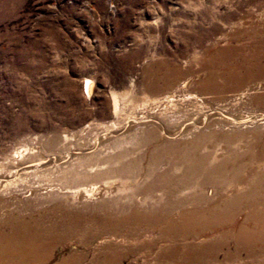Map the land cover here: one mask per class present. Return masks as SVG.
I'll use <instances>...</instances> for the list:
<instances>
[{"label":"rangeland","instance_id":"1","mask_svg":"<svg viewBox=\"0 0 264 264\" xmlns=\"http://www.w3.org/2000/svg\"><path fill=\"white\" fill-rule=\"evenodd\" d=\"M262 41L264 0H0V234L20 221L53 241L50 260L10 253L0 264L111 263L119 246L130 249L116 264H154L166 242L121 239L109 217L230 194L229 177L206 179V169L170 190L160 182L182 175L180 151L197 139L206 165L242 163L245 179L264 171ZM216 253L208 264H264L261 244L228 239Z\"/></svg>","mask_w":264,"mask_h":264},{"label":"bare ground","instance_id":"2","mask_svg":"<svg viewBox=\"0 0 264 264\" xmlns=\"http://www.w3.org/2000/svg\"><path fill=\"white\" fill-rule=\"evenodd\" d=\"M261 45L264 47V41L261 42ZM170 80L172 79L170 78ZM263 139H259L256 142ZM195 144H198V139L194 141V146H197ZM194 146L183 148L180 151V154L185 155L187 163L182 175L174 177L169 173H163L160 176V182L166 186L167 190H170L173 186L180 187L187 184L196 172L199 173L202 172L201 170L206 169V179L216 181L229 177V184L232 183L236 187L230 194L223 195L219 189L214 190V193L211 190L210 192L206 191V193L200 191L193 195H183L178 200L172 201L168 199L164 204L151 205V207H143V205L140 208L139 206L141 205L129 204L128 210L118 211L121 214L120 216L109 217L115 223L112 226V230L115 234L121 236V239L142 243L143 245H141L149 250L152 249L150 247H153L159 239L166 242V245L154 256V264H208L211 260H216L217 249L220 245L226 243L228 239L237 243H244L250 247L254 244L264 245V208L259 211L253 204L255 201L260 200L259 202L264 207V171L257 173L253 178H241L242 163L238 165L222 161L211 164L208 161L206 165L207 156L200 154L197 151L198 148ZM259 149L264 150V140L261 142ZM252 155L255 156L256 154ZM260 155V153H257L255 157L258 158ZM153 156L154 159H157L160 153L154 151ZM239 157L243 158L242 155H237V158ZM227 169H230V172H226L225 170ZM241 180L245 183L243 188L238 187ZM202 186L203 183L200 190ZM172 194L174 193L172 192L170 195ZM192 196H194L195 200L203 203L200 205L192 204L191 207H188L191 203L189 198H192ZM244 203L252 206V213L245 216L244 220L237 222L236 212ZM173 212H175L174 216L176 218L170 216ZM128 223H130L128 228L126 227L124 230V225ZM22 225L20 221L16 222L11 233L0 234V258L14 253L21 255L25 261L30 259L43 262L50 260L53 253V248L50 244L53 241L50 240L51 243L47 244L44 241L46 237L43 235L37 233L26 234L18 230V226ZM226 227L233 234L227 235V233H223L218 238L207 241L208 232ZM69 229L73 230L76 228L70 226ZM89 234V232L85 231L80 236L84 244H86ZM146 234L150 235L148 240L144 238ZM152 242L155 243L152 244ZM107 246L109 249L114 247L112 244ZM108 248L105 247V250ZM114 248L116 253L111 257V263L106 256L102 260L94 259L92 264H116L118 254L127 252L130 249L122 251L121 248L123 247ZM77 259L75 257V261Z\"/></svg>","mask_w":264,"mask_h":264}]
</instances>
